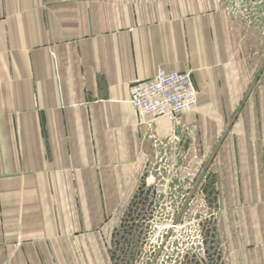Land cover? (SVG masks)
<instances>
[{
	"label": "crops",
	"instance_id": "obj_1",
	"mask_svg": "<svg viewBox=\"0 0 264 264\" xmlns=\"http://www.w3.org/2000/svg\"><path fill=\"white\" fill-rule=\"evenodd\" d=\"M262 45L206 0H0V264H108L106 208L146 137L192 124L221 139L226 264H264ZM159 68L197 91L174 125L129 104Z\"/></svg>",
	"mask_w": 264,
	"mask_h": 264
},
{
	"label": "rangeland",
	"instance_id": "obj_2",
	"mask_svg": "<svg viewBox=\"0 0 264 264\" xmlns=\"http://www.w3.org/2000/svg\"><path fill=\"white\" fill-rule=\"evenodd\" d=\"M206 2L227 13L238 33L264 44V0ZM202 130L192 124L168 138L146 137L151 150L130 177L131 189L121 191V203L106 208L101 231L108 264L231 260L219 226L221 139L208 142Z\"/></svg>",
	"mask_w": 264,
	"mask_h": 264
},
{
	"label": "built area",
	"instance_id": "obj_3",
	"mask_svg": "<svg viewBox=\"0 0 264 264\" xmlns=\"http://www.w3.org/2000/svg\"><path fill=\"white\" fill-rule=\"evenodd\" d=\"M129 104L142 121L163 118L174 125L179 116L196 108L197 91L189 72L159 68L154 77L130 85Z\"/></svg>",
	"mask_w": 264,
	"mask_h": 264
}]
</instances>
